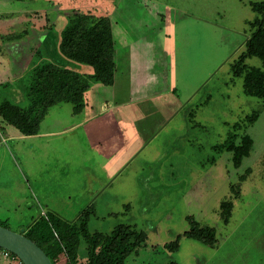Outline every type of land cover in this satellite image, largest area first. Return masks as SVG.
I'll return each instance as SVG.
<instances>
[{
    "label": "rangeland",
    "instance_id": "rangeland-1",
    "mask_svg": "<svg viewBox=\"0 0 264 264\" xmlns=\"http://www.w3.org/2000/svg\"><path fill=\"white\" fill-rule=\"evenodd\" d=\"M251 1L260 0H0V57L3 48L21 53L30 45L35 52L26 66L14 62V71L21 70L0 83V104L29 107L34 71L53 59L50 51L72 14L107 16L120 56L129 51L141 64L148 54V66L134 68L127 91L91 84L93 102L130 101L110 114L124 130L115 138L111 178L82 133L61 132L71 126V102L53 105L41 119L40 130L60 131L48 138L19 140L17 128L0 116V224L19 231L49 212L54 221L60 215L80 225L85 215L92 233L125 224L148 234L124 264H264V99L246 94L243 76L232 71L256 15ZM26 29L27 42H19ZM120 39L136 41L142 52ZM246 62L262 65L255 56ZM140 86L147 93L139 94ZM231 133L254 139L238 168L232 152L215 148ZM136 135L143 136L137 150ZM224 201L233 203L228 222ZM194 226L213 227L215 245L186 236ZM178 236L179 249L166 247ZM79 254L86 256L85 239ZM58 257L56 264H66L65 252Z\"/></svg>",
    "mask_w": 264,
    "mask_h": 264
},
{
    "label": "trees",
    "instance_id": "trees-1",
    "mask_svg": "<svg viewBox=\"0 0 264 264\" xmlns=\"http://www.w3.org/2000/svg\"><path fill=\"white\" fill-rule=\"evenodd\" d=\"M250 5L256 15L250 22L246 48L234 60L232 71L235 76H243L246 94L264 99V0L251 1ZM54 46L57 47V57L53 54L51 61L39 65L34 71L28 91L31 99L29 107L13 106L7 101L0 104V116L23 134L38 133L41 119L57 103L71 102L74 113L81 112L85 105L84 94L92 82L100 81L107 85L114 82L115 47L112 25L107 16L93 18L82 13L72 14L60 32L58 44ZM254 56L261 60V66L246 62L247 58ZM76 64L89 66L92 72L82 73L75 67ZM257 117L258 112L255 111L248 119L254 122ZM253 145L254 139L249 133L242 134L239 140L236 134L231 133L224 143L215 148L220 152H232L233 165L238 168L250 155ZM241 179H246V175H242ZM232 206L231 201L221 204L226 222ZM56 217L54 221L49 212L47 215L40 214L25 227L24 232L45 250L54 263L59 254L65 252L66 264H124L128 256L148 239L146 232L131 225H118L108 233H92L85 222V215L80 225H72L60 215ZM215 234V229L210 226H194L185 232L186 236L211 246L215 244ZM82 239L86 241L84 257L79 254ZM179 239L180 236L166 247L179 249Z\"/></svg>",
    "mask_w": 264,
    "mask_h": 264
},
{
    "label": "crops",
    "instance_id": "crops-1",
    "mask_svg": "<svg viewBox=\"0 0 264 264\" xmlns=\"http://www.w3.org/2000/svg\"><path fill=\"white\" fill-rule=\"evenodd\" d=\"M19 41V39H16ZM46 40V39H45ZM124 41L127 44H137L136 41L129 42L128 39H120V41ZM122 41V42H123ZM19 42H24L22 39H20ZM59 42V41H58ZM116 39H114V47H115V61H116V69H115V75H114V82L111 84L112 88H116L115 92L120 91L122 92L121 89L127 91V83L128 80L130 79L129 77L131 76V73H134V68L136 67L137 69L143 68L144 66L147 65V56L148 54L143 53V55L140 58L141 64H139V61L136 58H132L131 54L129 51H127V54L120 56L119 52L117 51L116 48ZM144 44H148L147 41L144 42ZM137 47H140V52H142L140 45L137 44ZM54 48V46H53ZM50 50V49H49ZM27 50L23 49L21 53H18V50H15L13 48L8 49V48H3L1 51V57H0V83H5L10 80H14L18 78L19 76V71L21 70L19 67L18 70L14 71V62H16L19 66H26L27 64L30 63L31 58L30 53L27 55L26 52ZM29 51V50H28ZM26 52V53H25ZM50 51V53L53 55L54 52ZM32 53H35L32 51ZM123 57L125 59H123ZM157 60V62H156ZM154 61L156 64H158L159 59L154 57ZM2 65L4 68H2ZM162 66V65H161ZM75 67H77L78 70H80L82 73H91L92 69H86L85 65H80L76 64ZM155 69V68H154ZM136 72L135 74H137ZM140 84V83H138ZM141 85V84H140ZM104 88V87H103ZM133 89V87H131ZM136 90H134L135 93ZM144 91L147 93L148 90H143L142 86H140V89H138V93L141 94V92ZM159 91V90H157ZM163 91V90H161ZM90 93H92V85L88 88V90L84 94V108L82 109L81 112L74 113V117L71 122V126H65L61 130L63 134H69V133H76L77 135H73L74 137H78L80 133H82L83 136H85L87 142L89 143L93 156L99 155L101 158H99L98 164L102 161H105V167H104V173L108 175V178H111L112 173L116 172L115 168L109 166V162L111 161V158L114 157L116 153V146H115V138L118 132L123 133L124 130L122 131L121 127L118 128V124L116 121H112L110 114L111 111L112 113H115V110H113L116 106L121 105H129L130 101L129 98H125L121 100L120 102H116V96L115 97H108V99L105 97L104 101H98L93 102L91 101ZM153 95L156 93L152 92ZM149 97V96H146ZM117 109V108H116ZM17 128V127H16ZM17 133H16V138L19 140L25 137H35L37 135H43L45 134L48 138L50 134H55L57 132H60L59 130L56 131H45V130H40L36 134H30L26 135L23 134L18 128H17ZM137 132V131H136ZM1 135V134H0ZM39 135V136H40ZM65 135V136H66ZM73 137V138H74ZM143 136L141 135H136L134 139L136 140V150L140 146V141L142 140ZM47 140V139H46ZM31 145V144H30ZM124 143L122 142L121 146L122 147ZM117 175V174H116ZM116 175L114 177H116ZM112 177V178H114ZM4 188L3 185H0V187ZM0 264H7L3 261L0 260Z\"/></svg>",
    "mask_w": 264,
    "mask_h": 264
},
{
    "label": "water",
    "instance_id": "water-1",
    "mask_svg": "<svg viewBox=\"0 0 264 264\" xmlns=\"http://www.w3.org/2000/svg\"><path fill=\"white\" fill-rule=\"evenodd\" d=\"M0 224V247L17 255L23 264H55L52 258L25 233Z\"/></svg>",
    "mask_w": 264,
    "mask_h": 264
},
{
    "label": "built area",
    "instance_id": "built-area-1",
    "mask_svg": "<svg viewBox=\"0 0 264 264\" xmlns=\"http://www.w3.org/2000/svg\"><path fill=\"white\" fill-rule=\"evenodd\" d=\"M0 258H7L9 260V258H12V261H14L15 259L18 260L17 264H23V262L20 260V258L15 255L13 252L7 250V249H4V248H1L0 247ZM57 259H55L56 261Z\"/></svg>",
    "mask_w": 264,
    "mask_h": 264
},
{
    "label": "flooded vegetation",
    "instance_id": "flooded-vegetation-1",
    "mask_svg": "<svg viewBox=\"0 0 264 264\" xmlns=\"http://www.w3.org/2000/svg\"><path fill=\"white\" fill-rule=\"evenodd\" d=\"M52 26L54 27V24H53ZM47 29H50V27L47 28ZM21 35H22V38H20V39H23L24 42H27V41H26L27 39H24L23 36H25V37L28 36V29H26ZM47 36H49V34H48ZM18 39H19V38H18ZM24 49L27 50V51H26L27 53L25 52L27 55H29V53L33 51V48H31L30 45H29V49H28V48H24ZM28 50H29V51H28ZM232 207H233V206H232ZM225 222H226V221H225ZM227 222H228V221H227ZM214 245H215V244H214ZM214 245H213V246H214Z\"/></svg>",
    "mask_w": 264,
    "mask_h": 264
}]
</instances>
